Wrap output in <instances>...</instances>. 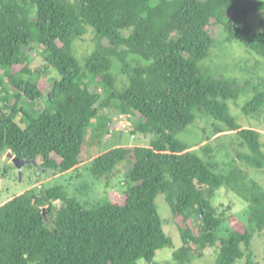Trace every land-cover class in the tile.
<instances>
[{"label":"trees","instance_id":"obj_1","mask_svg":"<svg viewBox=\"0 0 264 264\" xmlns=\"http://www.w3.org/2000/svg\"><path fill=\"white\" fill-rule=\"evenodd\" d=\"M263 9L264 0H0V157L36 160V169L53 176L80 175L87 129L105 109L132 121V134L151 135L146 144H116L93 159L96 178L130 162L124 202L107 193L88 209L58 185L0 204V264H158V251L174 246L156 204L161 193L182 237L173 264H194L193 252L216 245L215 264L244 257V264H264L251 249L255 232L264 231V189L238 165L224 171L177 138L196 112L205 113L249 148L239 160L264 169L260 132L239 124L225 102L241 91L238 81L199 67L217 25L227 41L264 55V31L253 33L248 19ZM88 26L97 46L83 66L74 44ZM34 45L42 48L43 68L31 67ZM114 57L123 64L122 84ZM50 68L59 74L53 82L44 76ZM263 108L264 90L257 89L243 111L255 117ZM223 187L248 203L247 223L213 204Z\"/></svg>","mask_w":264,"mask_h":264},{"label":"rangeland","instance_id":"obj_2","mask_svg":"<svg viewBox=\"0 0 264 264\" xmlns=\"http://www.w3.org/2000/svg\"><path fill=\"white\" fill-rule=\"evenodd\" d=\"M248 19L253 33L264 31V9L250 12ZM88 30L86 36L83 39L78 38L74 44L75 55L83 66L86 63L87 56L97 46V36L94 28L88 26ZM211 32L214 35V44L209 51V55L199 62V67L206 76L224 81H238L241 91L236 98H230L225 102L237 122L245 127L258 130L261 141L264 143V108L255 117L243 111L246 103L253 98L255 91L257 89L264 90V55L250 51L241 42L227 41V32L223 26L217 25L211 29ZM29 57L33 69L43 68L44 59L40 46L34 45ZM113 60V73L116 77L118 76L119 84H122L125 81V76L120 73L123 64L116 57ZM44 76L47 81L53 82V79L58 78L59 74L55 69L50 68ZM91 88L95 92L104 93L100 85L93 84ZM45 102L46 100L43 99L37 103L39 110L46 106ZM196 113L195 123L179 133L177 138L187 143L192 151L204 160L214 159L224 171L230 169L231 165H238L264 189V169L248 165L242 159L239 160L237 155V153L248 152L249 148L242 145L240 138L230 131L225 123L205 113ZM104 114L109 115V118L104 117ZM127 121L128 119L125 116L117 112L110 113L107 109L101 110L99 116L93 119L87 129V143L83 152L85 163L82 166L80 175L77 172H70L53 176L51 172L36 169L33 164H25L22 168L23 173L20 175L19 168L13 162L14 156L2 155L0 157V204L28 189H49L58 185L63 186L69 196L76 198L88 209L96 207L107 193H110L114 201L124 202V190L127 188L124 182L127 180V170L129 171L132 166L129 165L130 162H121L115 171L99 178H96L92 173V167L94 157L110 146L121 143L133 146L146 144L151 140V135L132 134L130 130L132 121L129 120L131 123L128 125ZM133 121H137V118L134 117ZM103 122L108 123L105 130L99 128ZM122 129L125 132H123V138L121 139L118 133H121ZM218 130L221 132L216 133ZM234 159L238 161L237 164ZM156 204L165 231L173 238L174 246L159 250L155 261L158 264H173L175 263L173 252L182 245L181 233L178 225L172 221V211L166 201L165 194L161 193L157 196ZM213 204L217 205L220 211L226 210L228 214H234L247 223L248 203L235 192L229 191L226 187L221 188L214 197ZM228 206H231L230 211L227 210ZM46 218L48 220L47 216ZM193 222L198 223L196 219H193ZM251 249L256 260L264 262V231L255 232ZM218 251V245L202 251H195L192 253L193 263L215 264ZM244 258L238 260L235 264H244ZM138 264H146V260L141 259Z\"/></svg>","mask_w":264,"mask_h":264},{"label":"water","instance_id":"obj_3","mask_svg":"<svg viewBox=\"0 0 264 264\" xmlns=\"http://www.w3.org/2000/svg\"><path fill=\"white\" fill-rule=\"evenodd\" d=\"M124 127H125V125H123ZM122 135H123V129H122V131H121V133H120V137L122 138ZM9 156H13V155H9ZM13 162H14V164H16V166L19 168V171H20V175H22V173H23V170H22V168H23V166L25 165V164H37V161L36 160H33V161H30V160H22V159H20V158H18V157H16V156H14V158H13ZM39 168V170L40 169H42L43 167H38Z\"/></svg>","mask_w":264,"mask_h":264},{"label":"crops","instance_id":"obj_4","mask_svg":"<svg viewBox=\"0 0 264 264\" xmlns=\"http://www.w3.org/2000/svg\"><path fill=\"white\" fill-rule=\"evenodd\" d=\"M129 123H131L130 121H127V125L129 124ZM123 132H125V130H123ZM124 134V133H123ZM123 136V135H122Z\"/></svg>","mask_w":264,"mask_h":264}]
</instances>
